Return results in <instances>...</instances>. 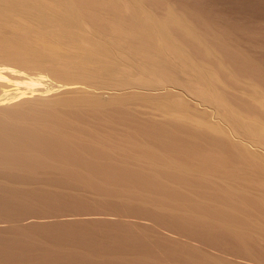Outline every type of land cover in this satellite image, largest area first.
I'll return each instance as SVG.
<instances>
[{
    "label": "bare ground",
    "instance_id": "6f19581e",
    "mask_svg": "<svg viewBox=\"0 0 264 264\" xmlns=\"http://www.w3.org/2000/svg\"><path fill=\"white\" fill-rule=\"evenodd\" d=\"M129 1L131 0H0V54L29 58H34V56L64 57L65 54L60 50L64 42H61L65 40L77 41L85 55L80 57L75 55L70 59L67 58L63 63L61 62L62 64H53L54 61L56 62L54 60L52 65L54 68L60 66L63 70H69L77 66L87 74L98 76H107L112 72H117L121 64L120 61L133 70L143 67L145 68L144 70L155 75H158L161 70L169 66L171 67L170 70L173 71L176 69L175 66L172 67L173 64H171L172 66L169 65L167 58H162L163 55L173 54L177 57L178 65L183 71H189L191 64L192 67L195 65L194 71L196 70L197 74H195L196 78L194 81L200 85V92L205 96L214 98L220 106L224 107L223 117L228 123L235 128H241L244 131L243 133L254 136L256 140L264 143V88L257 86L256 89L258 91L255 92H258V95L256 94V97L254 95L250 101H244V103L247 102L243 106L244 109H238L232 100L231 83L235 85L238 82L239 84V80L227 62L213 47L214 45L207 44L206 46L203 45V47L205 46L204 48L198 47L202 42L205 41L204 44L207 42L204 40L201 30L192 27L190 21L184 19L183 16L180 18L174 8L169 9L163 16H161L162 14L158 15V12L146 0H139V3H137L139 4V11H136L137 13L135 11V13L131 12L136 15L126 18L121 16L123 19L120 21L118 14L122 13L121 9L123 7L131 9V2ZM140 1H146V3H141ZM260 5L264 8V4ZM256 6L258 9L259 5L256 4ZM258 12L260 11L258 10ZM82 20L97 26V32L88 40H86L85 36V39H83L77 30L76 24ZM29 26L38 27L39 29L37 32L28 31L27 28ZM8 28L11 32H8ZM125 34L131 36L128 40L132 42V45L127 47L122 43ZM37 39L42 41L57 40L58 42H54L49 46L43 42H29V40ZM199 49H202L201 51L203 49L206 50L207 54L209 52L212 64L195 60V50ZM93 58H99L101 62H95ZM49 61L51 63V60ZM170 61L172 60L170 59ZM57 62L59 61L57 60ZM24 72L17 65L8 66L4 64L0 66V102L6 105L8 102L5 103V101L9 99L21 98L19 100L21 103L18 105L13 103V106H9V103V107L5 109L3 108L5 106L1 103L2 106L0 107L2 108L0 109V209H5V218L15 221L18 216L24 217V215L26 216L29 213H37V211L55 210L61 212L68 206H78V198L65 193H57L48 189H41L36 192L34 190L22 191L20 189V183L36 180L38 176L42 175L41 173H48L52 174V177H47L49 179L58 180L59 177L55 175H60L61 177L75 178L87 185L96 186L98 190L107 196L104 200L110 199L109 201L117 199L130 200L131 197H135L139 203L144 204L152 200L147 196V193L152 192V186H157L156 188L164 193L179 194L181 201L188 210L184 218L193 221L197 219L199 211H202L212 218L219 230L229 231L233 235L230 236L239 237L240 239L248 237L243 229L238 227L242 223V219L229 214L226 210V204L233 203L237 205L242 203L244 206L254 204L256 207L264 208V190L258 195L253 193L254 188L264 187V153L262 154V152H257L254 149L253 151L252 148L242 142H235L237 145L235 143L232 144L233 141H230V143L228 139L225 140L222 137L208 133L206 131L207 128L219 133H225V128L215 123L206 122L203 118L197 116L195 112L181 109L183 107L180 108V105L178 106L176 102L167 97L159 99L156 96L153 101L160 106L164 105L172 114L177 112L176 109H179L180 115L178 116L184 118V121L191 126L192 129H190L198 133L197 135H200V138L210 140L214 144L221 142V146L226 143L228 145L230 143L231 146L236 145L241 155L239 153V158H236L238 156L237 153L235 158H232L238 159L240 161L239 164L233 163L235 160L230 158L231 156H229L230 159L218 160L213 152L211 155L214 156L210 155L211 162L203 156L197 162H194L192 166H188L189 168L186 166V168V164L176 157H166L158 153L147 155L146 153H141L138 147L141 145L136 142H132L128 146L125 155H119L115 151L116 144L114 142L100 139V145L96 146L93 142L82 140L84 138L76 133V123L71 117L59 122L38 121L28 122L26 125H24L25 123H15L5 117V112L16 113L18 109L25 106L30 108L36 105L39 107L44 106L42 108L57 107V104L53 103H59L70 107L72 114L82 118L83 113L78 109L96 110L102 113L109 105L121 107L125 101L124 97L122 99V97L119 98L113 94L111 95L112 98L111 96L110 98H105L102 92L84 88L80 89L82 90V95L80 96H74L73 98L64 97L58 102L45 101L43 103V100H50L48 97L47 99L45 97L42 98L45 96L44 94L42 96V92L45 91L42 89L45 88V85L43 88L41 86L40 88L35 87L36 84L40 83V80L44 79L42 76L41 78L29 77V81L27 82L26 80L27 84H24L23 87H18L15 90L8 89L10 83L14 85L12 79L17 78L19 74L23 75ZM22 79H24L23 76ZM50 82L52 85V80ZM47 84L48 82H46L45 89L49 86L52 90L56 86V84H53L50 87ZM69 84L63 83L58 87L64 88ZM70 87L72 86H68V89L72 91L73 89H70ZM49 88L47 91H50ZM68 89L67 91H69ZM28 94L34 95V97L41 94L42 97L38 96L39 99H36L37 97L34 99L30 98L33 96H30V100H28V97H26L29 96ZM35 94L37 95L35 96ZM23 97H26L27 100ZM22 98L25 101L22 102ZM171 129L174 133L172 142H178L183 137L180 126L174 125ZM20 130L27 131L25 138L18 136ZM227 144L224 147L228 146ZM85 149L90 150L92 153L91 158L82 157L81 152ZM66 154L75 155L77 162H81L80 164L88 168L86 173L81 174L64 170L61 160ZM103 155L112 159L110 166L104 170L100 169V165L95 160L96 156ZM123 161L132 163V166L123 165ZM219 170L222 172L221 177H223L222 180L224 181L222 185L216 184L215 180L212 179L213 175ZM99 176H102L103 179L101 185H97L96 181H94ZM174 176L187 177V183L198 189L207 185L210 191L206 197L201 195L195 199L192 195L193 193L188 189H182L175 183L171 184V186L164 183L166 178L172 179ZM235 181L240 187L238 191L236 185H234ZM131 182L137 184V186L132 187L133 190L126 187ZM232 182H234L233 185L236 187L235 192L233 191ZM228 192H233V194ZM216 200L223 202L224 209H218L215 205ZM18 201L24 202L19 212H17L15 207ZM76 210L79 211V209ZM42 212L39 213L42 214ZM171 214L177 220L183 218L175 208L171 209ZM44 226L41 228L27 227V233L23 227L15 228L16 231L23 232L26 236H32L34 241L43 242L44 247L42 243L40 244L42 247H36L35 245H39V243L34 241L33 244H30L24 240L12 239L11 241L3 237L0 238V252L4 251L11 242H14L18 243V246L21 245L20 248H23H19L21 253L19 251L17 254L14 253L20 257L25 252L32 251L31 247L35 246L36 249H40V255L38 256L42 261L44 263L48 261V263L51 262L50 264H52L55 260H58V262L59 260L69 261L68 256L65 257L66 253L63 248H65L67 242L79 236L83 237L87 242L89 241L94 248L104 247L103 249H107L105 247L110 248L109 241L111 238H116L117 241H121L124 245H131L133 241L142 242L139 233H137L138 235L135 234L134 231L128 229L130 227L126 228L125 224L121 225L120 223L113 226L109 225L104 230L92 228L86 222L55 223L54 225L47 224ZM41 233L44 234V238L38 237ZM146 237L148 236L146 235ZM218 238L220 239V236L217 235L214 239ZM143 242L145 243L146 241ZM137 244L139 243L136 242ZM144 245L137 246L144 247ZM58 248H60V251H58ZM61 249L63 253H61ZM196 258L199 259L197 261L198 264H217L215 257H207L212 259V261L205 260L204 258L206 257ZM6 259L8 260V257ZM9 259L14 260L13 257ZM49 259L52 260L50 261ZM75 261L77 264L91 263L86 262L88 260H83L84 262L82 260ZM58 262L56 261L53 264H58Z\"/></svg>",
    "mask_w": 264,
    "mask_h": 264
},
{
    "label": "rangeland",
    "instance_id": "374dc122",
    "mask_svg": "<svg viewBox=\"0 0 264 264\" xmlns=\"http://www.w3.org/2000/svg\"><path fill=\"white\" fill-rule=\"evenodd\" d=\"M146 1L158 12V15L162 14L161 16L165 15L169 9L174 8L175 11H177L176 14L180 18L183 16L184 19H188L192 27L203 32L204 40L208 43L206 42L204 44L205 41L202 39L204 42L199 44L198 47L202 48L203 45L206 46L207 44L214 45L213 47L227 62L228 66L233 70L235 76L239 80V84L238 82H236L237 84L235 85L231 83V93H233L232 100L238 109H244L243 106L247 103H244V101H250L254 95L255 97L258 95V92H255L258 91V89H256L257 86H262V88H264V8L260 5L264 4V0ZM146 1L143 2L146 3ZM129 2H131V9L123 7L121 9L122 13L118 14L120 21L123 19L121 16L126 18L136 15L132 13L139 11V4H137L139 0H131ZM256 4L259 5L258 9L256 8ZM259 8H263L261 9L263 11ZM258 10L260 12H258ZM76 26L78 33L80 32L79 35L82 36L83 39L86 38V40L97 32V26L85 20L78 22ZM9 31L11 32L10 29L8 32ZM130 38L131 36L129 34H125V38L122 41L125 47L132 45V42L128 40ZM29 42H43L49 46L58 41H42L37 39L29 40ZM63 42L64 44L61 45L60 50L65 54L64 57L34 56V58H42L39 62H30L24 59L29 57L0 54V66L4 64L8 66L17 65L26 72H24V74L22 73L23 75L17 73L19 74L17 75L18 77L12 79L14 85L10 83L8 89L11 88L15 90L18 87H23L24 84L26 85L29 81V77L34 76V78H41L42 76L44 79H42V81L40 80V83L36 84L35 87L40 88L41 86V88H43L45 85L46 88V82H48L47 85H50V87L56 84V86H54L56 90L53 87L52 91L48 86L47 89H42L45 90L42 92V96L43 94L45 96L42 97L41 94H35V96L37 95L36 98L34 95L28 94L29 96H26L28 100H30V98L39 99L38 96H41L42 98L45 97V99H47L48 97V99H50L43 100V103L45 101L58 102L64 97L73 98L74 96H80L82 95V90L80 89L88 88L96 92H102L105 98H110L113 94L119 98L122 97V99L124 97L125 101L123 105L121 107L109 105L102 113L96 110L78 109L83 113L82 118L72 114L70 107L59 103H53L57 104V107L46 108H42L44 106L39 107L38 105L31 108L25 106L18 109L16 113L5 112V117L8 120H12L18 124L25 123L24 125H26L28 122L38 121L59 122L71 117L76 123V133L80 134L84 138L82 140H86V142H93L96 146L100 145V139L114 142L116 144L115 151L119 155H125L128 146L132 142H136L141 145L138 146L141 153H146V155L158 153L166 157H176L186 164L185 167L192 166L194 162H197L203 156L211 162L210 155L213 152V154L216 155L215 158L218 160L229 158V156H231L230 158H235L237 153L238 156H236V158H239L240 152H238L239 150L235 142H242L248 145L249 148H252V150L254 149L257 152H262V154L264 153L263 142L256 140L254 136L252 137L243 133L244 131L241 128L236 127V129L232 124L228 123L223 117L225 112L224 107L220 106L214 98L207 95L205 96L200 92V85L194 81L196 78L195 74H197L196 70L194 71L195 65L192 67L191 64L190 72L183 71L178 65L179 62L177 57L169 53L163 55L162 58H167L169 65L173 64V66H171H175L177 70L174 68L175 70L172 71L169 66L168 68L166 67V69L162 68L164 71L161 70L158 75L151 74V72L144 70L145 68L143 67L133 70L122 61H120V65L118 64L120 70L118 69L117 72H112L107 76L87 74L77 66L69 70H63L60 66L54 68L52 62L54 60L57 62L58 60L59 62L56 63L54 61L53 64H62L67 58L70 59L75 55L79 57L85 55L79 42L65 40L61 43ZM199 50H195V60L197 59L198 62L201 61L212 64L213 62L209 52L207 54L206 50ZM93 59L95 62H101L99 58ZM170 59L172 61H170ZM49 60H51V63H49ZM22 76L24 79H22ZM46 77L48 79L50 78V81L52 80V85L48 79V81L46 80ZM63 83L70 84L64 85V88L58 87ZM68 86H72L70 89H75V91H70ZM48 88L50 91H47ZM67 89L69 91H67ZM159 94L162 96H159ZM156 96L159 97V99L161 97L170 98L172 101L176 102L178 106L180 105V108L183 107L181 109L195 112L197 116L203 118L206 122L221 125L225 128V133L215 132L208 128L206 131L212 135L222 137L225 140L228 139V142L233 141L232 144L235 143L236 145L231 146L230 142L229 145L226 143L228 146L224 147L226 144L221 146V142L214 144L210 140L200 138V135H197L198 133L191 130L192 128L188 122H185L184 118L178 116L180 115L179 109H176L177 112L173 114L170 113L164 105L160 106L153 101V98ZM26 97L23 98L26 99ZM23 98L22 102L25 101ZM242 98L246 100H242ZM20 99L19 97H15L5 101V103L8 102L6 105L2 102H0V104L2 103L3 106H5L3 108L6 109L11 105L13 106L14 104L18 105L21 103L19 101ZM14 100L18 101L15 103ZM174 125L180 126L183 133V137H181L178 142H172L174 133L171 128ZM18 136L25 138L27 136V131L20 130ZM81 154L83 158H91L92 153L90 150L85 149ZM211 156L213 157L214 155ZM95 160L100 165V169L104 170L110 166L112 159L103 155L96 156ZM239 162L238 159L233 161V163L237 165ZM80 163L81 162H77V157L73 154H66L61 160V165L64 170L85 174L88 168ZM123 165L131 167L132 163L123 161ZM41 174L42 175L38 176L36 180H28L20 183V189L22 191L34 190L35 192L41 189H48L57 193H65L69 196L77 197L78 206H68L62 210L63 212L46 210L45 212L39 211L42 212V214H40L37 211V213L33 212L26 216L24 215V217L18 216L15 221H10L5 218V209L1 208L0 238H8L11 241L12 239H20L33 244L34 238L32 236H26L23 232L16 231L15 228L23 227L27 233V227L31 226L41 228L47 224L54 225L55 223L86 222L87 225L97 230H104L106 229L105 227L109 225L113 226L117 223L121 225L125 224V227H130L128 229L134 231L135 234L139 233L142 242L146 241L145 243L133 241V243H131L132 246L130 244H125V246L121 241H117L116 238H111L109 241L110 248L105 247L107 249H103L104 247L94 248L89 241L87 242L83 237L79 236L67 242L65 248H63L64 246L61 247L66 253L65 257L68 256L69 261L59 260L58 262V260H55L54 262L57 261L58 264H75V260H88L86 262H91L87 264H198L197 261L199 259L196 257H206L204 258L205 260L212 261V259L207 258L208 256L211 258L215 257L217 264H264L263 207H256L254 204L244 206L242 203L237 205L233 203L226 204V210L229 214L242 219V223L238 227L243 229L248 237L240 239L239 237H232L233 235L229 231L219 230L212 218L208 217L202 211H199L197 219L193 221L184 218L188 210L181 201L179 194L164 193L162 190H158L156 188L157 186H152V192L147 193V196L152 200L144 204L139 203L135 197H131L130 200L117 199L109 201L110 199H107V201L104 200L107 196L98 190L96 186L84 184L82 181L75 178L55 175L58 176L59 179L53 180L47 178L52 177V174ZM213 176L212 179L215 180L214 182L216 184L222 185L224 183L222 180L223 177H221V170L217 171ZM186 179L188 178L184 176H174L172 179L166 178L164 183L169 186L175 183L182 189H188L193 193L192 195L195 199L201 195L204 197L207 196V193L210 191L207 185L198 189L187 183ZM102 180V176L94 179L97 185H101ZM233 183L234 182H232L233 191H236V187L238 191L240 187L237 182L234 184L236 187ZM135 186H137V184L131 182L126 187L133 190L132 187ZM263 190L264 187H257L253 189V193L254 195H258L261 194ZM228 193L233 194V192ZM23 204L24 202L19 201L16 203L15 207L17 212L22 209L21 206ZM215 205L218 209H224V204L220 200H216ZM173 208H175L183 218L178 220L175 219L171 214V209ZM76 209H79V211ZM177 222L179 224L181 223V225ZM193 225H196L195 227L197 228ZM145 233L149 238L146 237ZM217 235L220 236V239L218 238L215 240L214 238H216ZM38 237L44 238V234L41 233ZM38 241L39 240L34 242ZM136 242L139 243L137 244L138 246L141 244L145 245L144 247H138ZM41 243L43 244V242ZM41 243L35 246L42 247L40 245ZM17 244L18 243L11 242L4 251L0 252V264L51 263H48V261L44 263L42 261L38 256L40 255V249H36L35 246L31 247L32 251L25 253L22 251L25 254H22L24 256H16V254L21 251L19 250L21 245L18 246L19 244ZM58 249V251H60V248ZM61 253H63V250ZM9 256L11 259L13 257L14 260H10ZM7 257L8 260L6 259ZM70 258L72 259L70 260Z\"/></svg>",
    "mask_w": 264,
    "mask_h": 264
},
{
    "label": "water",
    "instance_id": "95a60500",
    "mask_svg": "<svg viewBox=\"0 0 264 264\" xmlns=\"http://www.w3.org/2000/svg\"><path fill=\"white\" fill-rule=\"evenodd\" d=\"M38 29H39L38 27H32V26H29L27 28L28 31H32V32H37ZM24 59H26V60H28L30 62H39V60L42 59V58H24Z\"/></svg>",
    "mask_w": 264,
    "mask_h": 264
}]
</instances>
